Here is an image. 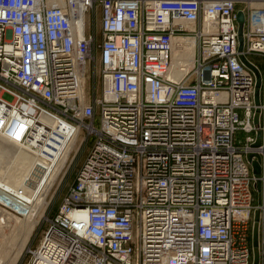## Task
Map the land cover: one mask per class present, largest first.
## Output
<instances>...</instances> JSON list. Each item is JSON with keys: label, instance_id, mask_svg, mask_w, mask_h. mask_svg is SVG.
<instances>
[{"label": "built area", "instance_id": "built-area-1", "mask_svg": "<svg viewBox=\"0 0 264 264\" xmlns=\"http://www.w3.org/2000/svg\"><path fill=\"white\" fill-rule=\"evenodd\" d=\"M81 1L99 3L102 34L103 91L84 106L96 35L55 2L0 0V128L33 136L24 99L95 136L29 264H264V67L250 58L264 61V6ZM178 19L198 25V54L174 80Z\"/></svg>", "mask_w": 264, "mask_h": 264}, {"label": "bare ground", "instance_id": "bare-ground-1", "mask_svg": "<svg viewBox=\"0 0 264 264\" xmlns=\"http://www.w3.org/2000/svg\"><path fill=\"white\" fill-rule=\"evenodd\" d=\"M49 1L53 3L55 2L65 7L75 30L80 34L84 31L86 10L81 0ZM250 3L255 6H264V0H251ZM87 12H89V10H87ZM177 21H179L183 27L188 30V33L185 35H179L174 39L172 63L168 75L174 80H181L187 71H190L192 68H194L196 62V57L198 54V39L193 32L197 30L198 25L195 22L187 21L185 19H178ZM204 28L206 31L211 28V25L206 23ZM87 30L88 29H86V31ZM98 33L96 32V34ZM87 73L90 74L89 66ZM83 77L84 75L81 77V80ZM86 77L87 76H85V79L83 78V84L81 88L82 106L86 105L92 99L91 96L88 102L85 101ZM102 91L103 84L101 92L98 93V97L102 94ZM37 105L38 103L33 104L31 102H28L27 104V111H29L28 113L30 114V124L35 126L32 137L27 136L23 140L17 141L16 139H13L7 131H5L3 128H0V199L5 204L9 205L12 210L17 212L15 210L17 209L24 216L23 219H20L17 215L13 214V212H10L0 206V264H15L22 256L24 249H26L28 242L30 241L37 228V225L39 224L36 215L39 213L38 211L40 210V206L42 207L45 205V195L50 190V187L54 181V172L53 174L50 173L51 170H49V168H52L53 170L55 166L59 165L56 169L62 170L63 162L66 161V156L68 153L70 154V152H67V155H65V153L60 155L61 153L56 151L54 146H52L53 150H50L49 146L51 147V144L47 141L49 135L45 133V131H50L51 134L55 136V134H59L62 131L67 133L71 132L73 127L69 124L63 125L61 123L47 119V117L50 115L49 111L43 108H41L43 110L38 109L36 108ZM52 112L55 113L54 111ZM59 116L78 125L66 116ZM36 129L39 132V135H41V138H36ZM76 130L77 129L75 128V131ZM35 138L39 141L38 144L36 142H32L35 140ZM69 146L73 148L72 146L74 145L71 146L70 144ZM253 164H255L258 168V164L256 162H253ZM22 176L23 179L26 180L24 182L25 185H28L32 179L34 181L37 179V182L40 183V187L38 186L39 189L36 190L35 196L25 194L22 191L23 189H16L9 185V182L13 177L18 178ZM256 225L258 226L257 223L255 226ZM255 226L254 228L256 229ZM254 247L256 251L257 246L254 245ZM11 249H15L14 255H12L13 257L11 258H7V254L11 251Z\"/></svg>", "mask_w": 264, "mask_h": 264}, {"label": "rangeland", "instance_id": "rangeland-1", "mask_svg": "<svg viewBox=\"0 0 264 264\" xmlns=\"http://www.w3.org/2000/svg\"><path fill=\"white\" fill-rule=\"evenodd\" d=\"M238 7L241 8V5H239ZM84 22H85L84 30L88 29L87 31L89 33L92 32V34H95L97 37V43H96L95 48H94V51H95L94 60H92L90 65H89L90 74L87 73L88 75L86 77L87 80H86V98H85V101L88 102L90 100V97L92 96L91 102H93V100L98 96V93H100L101 89H102V78L100 76V43L102 40V34H101V32H99V30H100V6H99L98 2L95 4V7L93 9H91L89 12H87V10H86ZM96 32L97 33L99 32V33L96 34ZM250 58L252 60L258 62L262 67H264V61L262 59H260L257 55H255V54L250 55ZM28 102L29 101L23 99L21 101V104H20V106L27 113L29 112V111H27L28 110V106H27ZM34 104H36V103H34ZM36 108L41 109L43 107H40L38 104L36 106ZM43 109H45V108H43ZM43 109H41V110H43ZM49 114L50 115L47 117V119L53 120V121H55L57 123H61L63 125L69 124L73 127L71 132L67 133V132L62 131L59 134H55V136H53L50 131H45V133H47L49 135L47 141L50 142V144H51V147L48 145L49 149L53 150L52 146H54L55 147L54 149L56 151H59V153H61L60 155H63L64 153H65V155H67V152H70V154L68 153L69 156L68 155L66 156V161L63 162V165H65V166L62 165V170L56 169L59 165L55 166L54 167L55 169L53 168V170H52V168H49V170H51L50 173L53 174V172H54V174H53L54 175V181L50 187V190L45 195V200H46L45 205L42 206L43 208L40 206V208H39L40 210L38 211L39 213L37 212L38 216L36 215V218L38 219L39 224L37 225V228H36L35 232L33 233V236L31 237L30 241L28 242L26 249H24L22 256L20 257V259L15 264H29L30 263L31 258H32V251H34L36 248H38L40 246L41 241L44 238V235L49 228L50 221L59 212L60 207H61L62 202H63V198L66 195V193L68 192L70 186L74 183V181L76 179L77 171H78L80 165L82 164V162L84 161V159H85L88 151L90 150L91 146L93 145V142L95 139V136L93 134H90L88 129L84 125L79 124V123H81V121L76 122L78 124V125H76V124H74V123H72L66 119H63L62 117H60L56 113L49 111ZM97 119H98V115L96 116V120ZM85 122L88 123V121H85ZM75 128L77 129L76 131H75ZM38 130H39V128H38ZM36 131H37V129H36ZM35 133H36V138H41V135H39L38 131ZM246 135L247 134H245L244 132L238 133V136L243 141L245 140ZM74 136H77V137H74ZM72 137H74L75 140ZM36 138L32 142H36L38 144L39 141ZM70 144H71V146L74 145V146H72L73 148H71L69 146ZM76 145H77V147H76ZM68 149H69V151H68ZM25 181L26 180L23 179V176L18 177V178L13 177L10 180L9 185L13 188H16V189H19V188L23 189L22 191L25 194H30V195L35 196L36 190H38L40 187V183L37 182L38 181L37 179H36V181H34L32 179V180H30L31 183L29 182L30 185L29 184L25 185V183H24ZM254 195H255V202L257 203L258 199H259V191L254 190ZM0 206L3 207L4 209L10 211V212H13V214L17 215L20 219L24 218L22 213H20L17 209H15L13 207L17 211V212H15L14 210H12L10 208L9 205L2 202L1 199H0ZM10 252H12V253H10ZM10 252L7 254V258L13 257L12 255H14L15 249H11Z\"/></svg>", "mask_w": 264, "mask_h": 264}, {"label": "water", "instance_id": "water-1", "mask_svg": "<svg viewBox=\"0 0 264 264\" xmlns=\"http://www.w3.org/2000/svg\"><path fill=\"white\" fill-rule=\"evenodd\" d=\"M238 21L241 25V28H240V34H242V26H243V23L245 21V16L243 14L242 11H239L238 12ZM259 101V96H258V91H257V94H256V102L258 103ZM251 158V157H249ZM254 167H255V173L259 174V168H257V166L254 164ZM256 231L254 230V234H253V240H254V245L257 246V231H258V226L256 225ZM258 259H259V256L257 253H255V257H254V264H258Z\"/></svg>", "mask_w": 264, "mask_h": 264}]
</instances>
